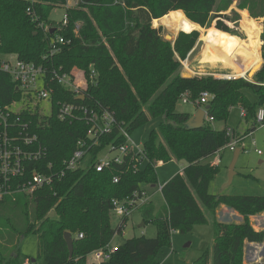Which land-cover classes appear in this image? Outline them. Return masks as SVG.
Wrapping results in <instances>:
<instances>
[{
	"label": "trees",
	"instance_id": "trees-1",
	"mask_svg": "<svg viewBox=\"0 0 264 264\" xmlns=\"http://www.w3.org/2000/svg\"><path fill=\"white\" fill-rule=\"evenodd\" d=\"M33 1L0 0V56H15L42 67L48 74L59 69L69 74L76 68L88 86L83 100H78L72 90L48 82L52 113L41 116L32 107L31 96H25L9 75L0 72V108L23 106L18 114L9 112L7 127L0 124V143L4 134L14 138V131L22 124L26 126L22 135L37 136L43 149L41 159L26 163L27 173L12 186L26 184L34 171L53 178L52 184L32 194L17 192L0 201V264H25L32 260V264H86L89 254L105 248L115 235L122 234L128 220H121L115 229L111 227V201L124 200L143 188L157 186L155 167L173 160L183 162L185 167L182 175L177 174L163 184L162 209L156 211L152 201L140 209L143 224H154L156 236L126 240L101 264H160L157 254L170 246L171 232L189 233L198 224L211 225L212 243L194 264H243L245 243L264 242V231H255L250 222V217L264 213V196L209 194L218 172L211 161L229 140L225 130L215 131L210 123L225 122L230 110L239 106L246 113L244 119L253 123L245 137L255 131V114L264 110V0H81L76 8L67 10V26L54 34L44 32L40 25L54 24L49 19L52 9L65 5L67 0ZM233 4L236 10L263 19L261 69L250 82L241 78L227 81L182 77L181 62L194 49L199 33L180 32L174 42L167 41L163 28H154L152 22L181 11L187 20L204 29L207 42L228 49L233 41H246V58L253 63L255 39H248L245 32L246 40L228 41L230 37L243 39L231 29L239 20L238 13L231 10L230 16L224 14ZM76 24H81L77 33ZM59 37L65 42L58 53L50 55L51 43ZM245 90L256 95V103L249 102ZM203 93L209 96L204 106L196 104ZM184 96L196 110L207 107L206 116L211 122L197 130L186 129L191 115L176 112V105ZM62 104L108 110L129 134L149 120L160 118L157 130L151 131L142 144L145 168L140 170L137 158H127L129 169L116 184L112 181L118 173L115 168L96 172L90 166L61 174L62 162L72 155L76 142L84 138L87 130L83 119L57 118ZM107 142L106 138L102 146ZM220 206L235 211L243 222H218L216 211ZM50 212H54V217L48 216ZM65 233L72 237L71 257ZM29 235L37 238L34 259L21 251L22 241Z\"/></svg>",
	"mask_w": 264,
	"mask_h": 264
},
{
	"label": "rangeland",
	"instance_id": "rangeland-1",
	"mask_svg": "<svg viewBox=\"0 0 264 264\" xmlns=\"http://www.w3.org/2000/svg\"><path fill=\"white\" fill-rule=\"evenodd\" d=\"M65 4H67V2ZM66 6L67 8L77 7L75 3H69ZM233 6L236 7V4H233ZM65 10L66 9L64 5H56L52 9L49 19L56 23H59L66 12ZM230 11L231 9H229V11L225 12L224 14L230 16ZM236 13H238L239 20L236 23L234 22L232 24L231 29L232 31L240 33L243 39L238 40L236 37H230L228 41L230 39L244 41L246 40L245 32L248 33V39L253 38L256 41L255 60L253 61V63H251L246 58V41L242 43L233 41V44H231V42V46L229 45L230 48H228L227 50H232L231 54L234 59H228V61L230 62L224 61V59H222L223 61L221 63L223 66H220L218 64V67H224L228 74L243 75L247 73L246 79L248 81H252L253 76L258 72L259 67L261 65L259 52L261 41L259 36L260 33H262L261 31H263V19L252 18L249 15L248 11L245 12L237 10ZM245 15L248 18H245ZM169 17L170 18L168 20H165L166 22L162 24L152 23L154 28L159 26L163 28V37L165 40L174 42L180 32L190 33L192 31H195L183 30L176 32V27L173 26V23L174 21L176 22L181 18L180 13H173ZM199 37H201L200 33ZM199 40L200 38L198 39L194 47L193 53L190 54V56H187L188 59L181 62V68L179 69V73H181L182 76L190 75V77H195V73L196 75H201V77H208V74L212 73L211 71L213 69L210 68L209 65L200 64L203 58H205V46L203 42H200L201 40ZM238 56L240 59L238 58ZM14 57L15 56H0V59L13 61ZM185 66H187L188 69ZM252 67L254 68V70L251 74H249ZM73 71L78 79L80 77L81 80L83 79V77L79 75L81 71L76 68H74ZM244 94L252 105L256 103L257 97L251 90H245ZM22 107L23 106L21 104H15L12 106V110L15 112H19ZM241 110V107L235 106L230 110L228 118L225 122L210 123V126L215 131L230 129L234 134L233 141L238 142L236 150H240L234 168L235 176L233 177L232 183L227 186L228 168L231 164L234 152H231L228 148L223 149L220 155V165L218 166V172L209 186V194L211 195L224 194L234 196H264V126H256L255 131L245 137L246 131L251 129L253 123L247 122L244 118L241 117ZM176 112L194 115V113L196 112V106L193 103H183L181 100H179L176 105ZM45 115H49L47 109ZM160 122V118L149 120L147 124L135 129L132 133H130V137L133 144L142 145L144 142H146L150 132L153 130H157V127ZM257 151H260L261 154L258 155ZM112 155H114V153H108V150H106L99 156V158L104 159L105 157H111ZM83 166L84 168L87 166V159L84 162ZM145 166L146 162L143 161L140 165V170L144 169ZM184 167L185 164L183 162H177L174 160L166 164L157 165L155 167V173L157 176L158 185L162 186L163 184L167 183L175 175L180 174V172L183 171ZM152 192L153 191H150V193ZM151 200L156 211L162 209L164 202L161 194H155L154 196H152ZM217 210L218 222L224 224H235L237 222L235 216L230 214V212L224 213L221 206ZM263 214L264 213H262V215ZM48 216L51 218L54 217V212H50ZM256 216H261V214H258ZM119 223L120 220L115 216L111 215V227L115 229L117 228ZM142 223V213L141 210L138 209L134 211V213L126 221L122 230V235H115L112 238L110 242V247L118 248L122 246L126 240L132 238H154L157 233L155 225L149 223L142 226ZM257 223L258 221L254 219L253 224L255 226H258ZM211 243L212 227L210 224L195 225L189 233L185 234H180L174 231L171 232L170 246L162 248L157 254L156 260L160 264H194V262L201 255L204 249L209 247ZM255 248V251H257L259 256L262 257L261 264L264 263V242L263 244H258L257 246H255ZM249 250H251V248L247 247L246 251ZM21 251L27 257L34 259L37 254L36 236H27L22 241ZM257 260L251 263H245L254 264L255 262H257ZM86 264H96V261L92 254H89L87 256Z\"/></svg>",
	"mask_w": 264,
	"mask_h": 264
},
{
	"label": "built area",
	"instance_id": "built-area-1",
	"mask_svg": "<svg viewBox=\"0 0 264 264\" xmlns=\"http://www.w3.org/2000/svg\"><path fill=\"white\" fill-rule=\"evenodd\" d=\"M77 5L81 0H74ZM33 3V0H29ZM68 2V0H67ZM65 4V14L59 23L54 22L52 25H40L44 32L53 31L57 32L65 28L68 24L67 8ZM81 24L75 25V32L80 29ZM63 38L59 37L55 41H52L50 47V55H54L59 52V46L64 44ZM187 68V66H185ZM188 69V68H187ZM61 69L52 70L48 72L40 66H36L32 63L22 62L14 57L13 61L0 59V72L9 75L17 88L21 89L25 96L30 95L32 101V107L37 108L41 116L45 115L46 109L49 115L52 113L50 108L52 90L49 88V83L54 81L59 85H62L74 93L78 97H83V92L86 90L88 83L84 78L82 72L79 74L83 77L78 79L76 74L72 70L68 73H61ZM195 77H201L196 75ZM49 77V78H48ZM208 77H213L219 80H235L237 78L246 79V77L240 76H226V75H214L210 74ZM48 78V79H47ZM93 74L90 76V83L92 82ZM49 82V83H48ZM250 82V81H249ZM209 100V96L205 93L200 95V102L196 104L205 105ZM183 103H189L188 99L184 96L182 98ZM24 109V108H23ZM9 112L18 114L9 108H0V124L7 127V117ZM78 114V116H77ZM246 113L241 110V117L245 118ZM57 118L61 121L69 120L71 118L83 119L87 125V130L84 138L79 139L76 142L75 150L72 155L62 162L61 174L63 172L86 170L88 167H93L96 172H103L107 169L115 168L117 175L113 177V183L116 184L120 180V175L127 172V158H137L139 168L144 161L142 145H134L130 134L126 131L122 124L117 123L114 115L108 110H88L84 106L80 105H68L62 104L57 111ZM19 123V118L16 119ZM205 122H211L210 119L205 118ZM254 124L258 127L264 126V110L259 109L254 118ZM6 129V128H5ZM14 130L13 128H8ZM26 130V126L20 124L19 130L15 132L14 138H8L6 134L3 135L0 143V201L7 197L12 196L17 192H23L26 194H32L36 189H39L45 185H50L53 182L52 176L34 171L29 175L28 182L14 188L12 183L17 178H22L27 173L26 163L32 161H38L42 157L43 149L38 142L37 136L26 133L24 136L22 133ZM225 136L229 139L225 148H228L231 152L236 151L238 142L233 141V132L230 129L225 130ZM109 139V142L102 146V141ZM122 139V143L117 141ZM224 148V149H225ZM108 150V153H114L111 157H105L104 159L99 156ZM223 149L219 150L211 161V166L218 169L220 165V155ZM260 155V151H257ZM87 159V166L84 168L83 164ZM134 167V166H133ZM183 174V171L180 172ZM57 176H55L56 178ZM162 186H155L151 190L143 188L140 191L132 193L124 200L113 199L111 201L110 214L118 218L120 221L128 219L134 211L141 209L143 206L150 203L152 196L155 194H161ZM150 191H153L150 193ZM82 238V234L78 236ZM117 251V248H111L110 244L103 249L93 251L91 254L94 256L96 264H101L110 259V256ZM25 264H32L26 262Z\"/></svg>",
	"mask_w": 264,
	"mask_h": 264
},
{
	"label": "crops",
	"instance_id": "crops-1",
	"mask_svg": "<svg viewBox=\"0 0 264 264\" xmlns=\"http://www.w3.org/2000/svg\"><path fill=\"white\" fill-rule=\"evenodd\" d=\"M67 3H75V1L74 0H68V2ZM72 6V5H71ZM71 9H72V7H70ZM231 10H235V11H237L236 10V8H235V6H231V8H230ZM246 12V11H245ZM173 13H180V16L182 17V18H184L186 21H187V25H189L190 27L188 28H186L185 29V31H192V30H195V31H197L198 33H200V36L201 37H199L200 38V42H203V44H205L206 43V41H205V39H204V37H203V35H204V29L203 28H201L200 26H197V25H195V24H193L192 22H190L189 20H187L186 18H185V16L183 15V13L181 12V11H175V12H172V13H169L168 15H166L165 17H163V18H161V19H159L160 21H161V24L162 23H164V22H166L165 20H168L170 17V15H172ZM245 18H248L246 15L244 16ZM155 21V20H154ZM154 21L152 22V23H154ZM247 21H248V19H247ZM172 24V23H171ZM262 32V31H261ZM261 34V33H260ZM259 38H260V36H259ZM204 47V46H203ZM260 49H261V45H260ZM193 51H194V49L191 51V53L190 54H192L193 53ZM259 52H260V50H259ZM190 54L188 55V56H190ZM238 58H239V56H238ZM187 59H188V57H187ZM197 59V58H196ZM240 59V58H239ZM260 59H261V55H260ZM196 62V61H195ZM199 62V61H198ZM218 64L220 65V66H223L221 63H216V64H214V65H212V64H206V65H209L210 66V68H212L213 70L211 71L212 73L211 74H214V75H224L225 73H227V71L225 70V68L224 67H218ZM261 67H262V59H261V65H260V67H259V70L261 69ZM258 70V71H259ZM208 75H210V74H208ZM197 111V110H196ZM195 114V113H194ZM190 115V114H189ZM191 116H192V114H191ZM158 165H160V164H158ZM222 207V210H223V212L224 213H227V212H230V214H232L233 216H235V218L237 219V222L235 223V224H241L242 222H243V218L240 216V215H238L235 211H233L232 209H230V208H227V207H225V206H221ZM217 214H218V210L216 211V219H217ZM256 220V221H258V223H257V225L258 226H255L254 224H253V220ZM218 221V220H217ZM250 222H251V225H252V227L254 228V230L255 231H264V214L262 215L261 214V216H252V217H250ZM221 223V222H220ZM224 224V223H223ZM261 228V229H260ZM122 235V234H121ZM263 244V243H262ZM258 244H250V243H245V246H244V250H245V252H244V256H243V264H246L245 262H253V261H255V260H257V262H255L254 264H261V260H262V257L261 256H259V254H258V252L256 251L255 252V246H257ZM247 247H250L251 248V250H249V251H246V249H247ZM254 257V258H253Z\"/></svg>",
	"mask_w": 264,
	"mask_h": 264
},
{
	"label": "bare ground",
	"instance_id": "bare-ground-1",
	"mask_svg": "<svg viewBox=\"0 0 264 264\" xmlns=\"http://www.w3.org/2000/svg\"><path fill=\"white\" fill-rule=\"evenodd\" d=\"M160 23V20H155L154 24ZM173 26L176 27V32L178 31H183L185 30L187 27L189 28L190 26L187 25V21L184 18H180L178 21H174ZM205 49H204V55L205 58H203L202 62H200V64H216V63H221L224 59V61L230 62L228 61V59H234L232 57V50H227L224 48H221L219 45H217L214 42H207L204 44ZM216 58H220L219 60ZM222 64V63H221ZM254 68L252 67L250 70L251 74L253 72ZM224 75L226 76H240V77H247V73L243 74V75H233V74H228L225 73ZM256 252V251H255ZM254 258V257H253Z\"/></svg>",
	"mask_w": 264,
	"mask_h": 264
},
{
	"label": "water",
	"instance_id": "water-1",
	"mask_svg": "<svg viewBox=\"0 0 264 264\" xmlns=\"http://www.w3.org/2000/svg\"><path fill=\"white\" fill-rule=\"evenodd\" d=\"M51 33H53V31H51ZM182 77L191 78L190 75H186V76L183 75ZM77 99L78 100H83V97H78ZM206 110H207V107H205V108H199L195 112V114L192 115V116H190V118L186 121L185 128L188 129V130H197V129L202 128L203 125H204V123H205ZM239 152H240V150L234 151L231 164H230V166L228 168V181H227V186H229L232 183L233 177L235 176L234 168H235V164H236V161H237ZM143 225L144 224L142 223V226ZM64 240H65L66 245H67V249H68V252H69V256L71 257L72 256V253H73V241H72L71 234L65 233L64 234ZM31 262L34 263L35 260H32Z\"/></svg>",
	"mask_w": 264,
	"mask_h": 264
}]
</instances>
